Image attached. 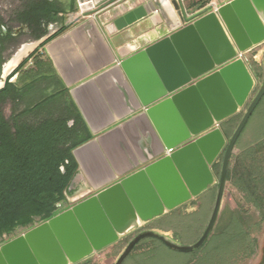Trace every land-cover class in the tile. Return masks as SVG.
<instances>
[{
    "label": "water",
    "instance_id": "1",
    "mask_svg": "<svg viewBox=\"0 0 264 264\" xmlns=\"http://www.w3.org/2000/svg\"><path fill=\"white\" fill-rule=\"evenodd\" d=\"M75 1L78 17L44 49L94 136L71 151L72 181L84 179L93 194L1 244L0 264H76L217 184L210 220L193 246L143 231L115 264L146 238L180 252L198 249L216 223L234 144L264 95L263 79L227 139L219 125L255 86L238 56L264 43V0H231L190 16L178 0H141L105 25L96 15L116 0ZM142 19L169 35L118 59L105 36ZM221 154L216 182L212 166Z\"/></svg>",
    "mask_w": 264,
    "mask_h": 264
},
{
    "label": "rangeland",
    "instance_id": "2",
    "mask_svg": "<svg viewBox=\"0 0 264 264\" xmlns=\"http://www.w3.org/2000/svg\"><path fill=\"white\" fill-rule=\"evenodd\" d=\"M16 2L18 0H0V7L9 4L14 6ZM78 13L79 10L66 19L73 21L78 17ZM57 29L58 26H48L46 34L54 36ZM45 44L43 41L39 45L42 47ZM34 45L36 46L37 43ZM260 49V47L256 48L252 54ZM258 62L260 65L254 67L252 73L255 86L246 105L222 124L231 135L263 85L264 52L260 54ZM39 97L38 94L35 99ZM33 101L26 103L25 106L32 105ZM19 109H22V106L16 110ZM8 113L9 109L6 107V115ZM53 113L61 114L55 110ZM30 116L35 120L45 117L43 113H33ZM222 155L218 157V162L222 163ZM220 169L214 173L216 182ZM227 169L230 178L225 184L218 217L214 228L201 247L190 252H180L168 247L159 239L146 238L138 243L123 264H264V95L241 131L230 155ZM69 188L65 192L66 202L60 204L62 210L93 194L87 192L84 185L75 192L70 191ZM216 192L217 184H213L186 204L166 212L158 219L142 223L138 231L152 230L175 241L178 246H193L208 225ZM134 232L126 235L112 247L94 253L85 264H114ZM22 233V230H17L12 236L4 238V241Z\"/></svg>",
    "mask_w": 264,
    "mask_h": 264
},
{
    "label": "trees",
    "instance_id": "3",
    "mask_svg": "<svg viewBox=\"0 0 264 264\" xmlns=\"http://www.w3.org/2000/svg\"><path fill=\"white\" fill-rule=\"evenodd\" d=\"M24 1L22 7L24 12L21 10L23 13L19 18H24L22 20L30 27H38L40 33H36L33 39L40 40L47 33L46 30L40 29L41 22L47 24L57 22L60 7L50 0ZM72 10H75V4ZM65 30L66 28L62 27L54 36L46 39L44 44ZM33 55L34 53L30 54L21 66H24ZM40 74L39 70L31 77L22 74L18 77L17 83L24 82L23 89H30V83L46 78L38 77ZM28 78L32 80L25 83ZM13 91L17 92V87L8 83L5 89L0 91V95ZM49 102L50 99H44L32 107L27 104L30 108L27 112L31 115L42 113L41 110H45ZM43 105L45 106L41 109ZM65 110V114L58 118L55 113L48 112L47 114L43 112L45 117L41 120L30 117L32 121L29 125H17L13 133L3 126L8 122H3L0 117V159L6 160L4 170L0 171V174L7 177L4 185L0 184V244L4 241L3 234L10 237L17 230L31 229L34 222L52 218L57 211L56 205L66 202L65 192L77 172V164L71 151L89 141L91 136L88 134L84 136L87 128L72 102L66 104ZM71 121L72 125H69ZM230 136L229 132H225L226 138ZM237 141L238 139L235 143ZM220 167L221 162L216 160L212 166L213 173L219 171ZM229 178L230 173L227 169L226 181Z\"/></svg>",
    "mask_w": 264,
    "mask_h": 264
},
{
    "label": "crops",
    "instance_id": "4",
    "mask_svg": "<svg viewBox=\"0 0 264 264\" xmlns=\"http://www.w3.org/2000/svg\"><path fill=\"white\" fill-rule=\"evenodd\" d=\"M50 1H54L57 4V6L60 7L61 10V12L58 14L59 20L55 22V25L58 26L60 29L62 27L66 28V25L72 22L70 21V19H66V18L71 16L72 13H76V11L78 10L76 1L75 0H50ZM229 1L231 0H183L182 2L178 0V2H180V5L182 6L187 16L195 14L196 12L207 7L208 5H213L214 8H217ZM74 4H75V10H72V6ZM139 4H141V0H116L115 2L105 6L96 15V18L99 20L100 24L105 25L113 21L114 19L124 15L125 13L131 11ZM160 28L161 27L154 28L148 19H142L126 27L125 29L115 33L113 36L110 37L105 36V37L110 47L115 52L117 58L121 60L143 50L149 45H152L158 40L169 35L168 32L166 31L163 32L162 30H160ZM49 37L50 35L46 34L40 40L31 43V45H33L32 50H30L25 56L29 57V55L32 53H34V55L32 56V58L28 59V62L26 63L24 68L17 74L16 80L22 74L26 75L27 77H31L39 70L41 74L38 77L44 76L46 78L37 79L34 82L30 83L31 90L29 96L26 98V103L28 102L31 103V101L34 100L33 101L34 103H32V105L29 104L30 107H32L33 105L44 99H50L49 104H47V106L45 107V111L46 112L52 111L51 113H53V111L55 110L56 112H61V114L59 113V115L56 113L57 116H60V115H64L63 113L66 111L65 110L66 104H69L70 102L74 104V102L71 99L67 88H65L63 82L61 81L51 59L46 53L44 46L41 47L39 45ZM35 43H37L36 46L34 45ZM259 47L261 49L258 50L255 54H252V52ZM256 48H253L247 51L246 53H244L242 59L252 73L254 72L253 68L260 65L258 61L260 58V54L264 52V43ZM252 64L255 65L253 66ZM30 80H32V78L30 79L28 78L25 81V83L28 81L30 82ZM22 84H24V82L20 83L19 85ZM66 91L68 94H66ZM38 94L40 96L39 99H35V96ZM77 112L79 113L83 123L85 124L83 117L81 116L78 109ZM222 124L224 123L222 122L219 127L223 135L225 136V132H228V130L225 129V127L223 128ZM86 134L91 136L90 139L94 137L92 136L88 128L86 129V133L84 134V136H86ZM79 139L80 136H78L77 140ZM79 183H81V186L83 185L85 186L86 188L85 190L87 192H92V190L86 185L84 179H81Z\"/></svg>",
    "mask_w": 264,
    "mask_h": 264
},
{
    "label": "flooded vegetation",
    "instance_id": "5",
    "mask_svg": "<svg viewBox=\"0 0 264 264\" xmlns=\"http://www.w3.org/2000/svg\"><path fill=\"white\" fill-rule=\"evenodd\" d=\"M24 2H25L24 0L23 1L18 0V2H16V5H14V6H12V4H9L8 6L0 7V91L2 89H5V87L8 83L14 84V81L17 78L16 77L17 74L26 65V64H24V66H21V64L23 63V61L26 59L27 56L22 57L19 60V62L16 64V66L12 70H10L9 73H7L5 75L4 71H5L6 65L17 55V53L21 50V48L23 46L29 45V44L35 42L36 40L33 39L35 34L40 33V30H38V27H33V26L30 27L26 21L22 20L24 18H21V19L19 18L21 16V14L24 12L22 9ZM20 11H21V13H20ZM48 26L51 27V26H56V25H55V23L47 24V23L41 22L40 29L46 30V28ZM57 30L58 31H55V33L59 32L60 28ZM14 86L17 87V89H18L17 92L13 91V92H10L9 94L0 95V117L3 119V122H8L7 125L3 124V126H5V128H9L11 133L15 132V127L17 125H25V124L29 125V123L32 121L30 118L31 114H29L27 112V110H29L30 108L25 106L26 105V98L29 96L31 89H23L25 85L24 84L19 85L17 83V80L15 81ZM20 106H22V109L16 110ZM44 106L45 105H43L41 107V109H43ZM6 107H8V109H9L8 115H6ZM41 111H42V113L45 112V114H47V112L45 110H41ZM56 118H58V116H56ZM69 125H72V121L69 123ZM5 161H6L5 159H0V166H2L0 168V171L4 170L3 167L5 165ZM8 161L14 162V160H8ZM66 163H68V161H66ZM75 175H74V177H75ZM1 177H4V175L0 174V184H2V186H3L4 183L6 182L7 177H4V179H1ZM74 177L72 178V180L74 179ZM72 180L69 184V187H71L70 191L75 192L78 189H81V187H82L81 183L73 186ZM56 207H57V211H56L55 215L64 211V210L60 209V207H61L60 204L56 205ZM43 222H45V221L34 222L33 227H35V226H37ZM139 229L131 231V232H134V231L135 232L133 234V237L128 241V243H126L125 248L140 232H143V231H138ZM25 231H27V230H23V233ZM2 237L4 239L7 237V235L3 234ZM124 238H125V236L119 238L116 242L109 245L108 247H112L113 245L117 244L118 241L123 240ZM165 239H167L168 241H170L174 244L176 243L175 241H172L166 237H165ZM5 242H7V241L2 242L1 244L5 243ZM140 242H138V243H140ZM138 243L134 246V248L138 245ZM108 247H106V248H108ZM133 249L131 250V252L133 251ZM131 252L126 256V258L123 260V262L130 256ZM93 255L94 254H92L91 256H93ZM91 256H89L88 258H86V259H84V260H82L76 264H85V262H87ZM116 261H117V259H116ZM116 261L114 262V264L116 263ZM123 262L121 264H123Z\"/></svg>",
    "mask_w": 264,
    "mask_h": 264
},
{
    "label": "bare ground",
    "instance_id": "6",
    "mask_svg": "<svg viewBox=\"0 0 264 264\" xmlns=\"http://www.w3.org/2000/svg\"><path fill=\"white\" fill-rule=\"evenodd\" d=\"M33 45H25L21 48V50L17 53V55L6 65V68H5V75L7 73L10 72V70H12L16 64L19 62V60L24 57L31 49H32ZM198 174L200 176V179L202 182H205L207 180V177H206V172L205 171H202L200 170V168H198ZM81 181V178L80 177H76V179L73 181V186L75 185H78L79 182Z\"/></svg>",
    "mask_w": 264,
    "mask_h": 264
},
{
    "label": "built area",
    "instance_id": "7",
    "mask_svg": "<svg viewBox=\"0 0 264 264\" xmlns=\"http://www.w3.org/2000/svg\"><path fill=\"white\" fill-rule=\"evenodd\" d=\"M180 1L182 2L183 0H180ZM243 55H244V53L240 54L238 57H239L240 59H243ZM217 126H218V124H214L213 127H217Z\"/></svg>",
    "mask_w": 264,
    "mask_h": 264
}]
</instances>
